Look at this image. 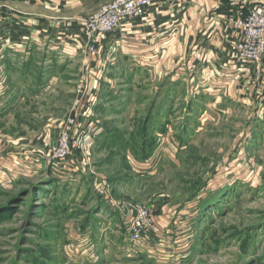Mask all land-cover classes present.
I'll return each instance as SVG.
<instances>
[{"label":"rangeland","instance_id":"1","mask_svg":"<svg viewBox=\"0 0 264 264\" xmlns=\"http://www.w3.org/2000/svg\"><path fill=\"white\" fill-rule=\"evenodd\" d=\"M29 44L0 70V264H264V54L254 105L212 115L194 52L190 68L183 55L156 71L106 42L101 72L52 34ZM73 118L91 132L67 175L51 156ZM137 207L159 232L131 242Z\"/></svg>","mask_w":264,"mask_h":264},{"label":"crops","instance_id":"2","mask_svg":"<svg viewBox=\"0 0 264 264\" xmlns=\"http://www.w3.org/2000/svg\"><path fill=\"white\" fill-rule=\"evenodd\" d=\"M105 1L6 0L7 11H4L6 16L4 20L9 22V27L5 23L0 24V35L6 34L7 30H17V28H11L12 24L22 23L27 26V34H32V41L38 45L40 44L38 39L45 38L44 32L48 31V33L56 35L55 27L60 26L61 30L66 31V34L74 32L78 20L84 18V15ZM252 2L253 0H157L161 12L157 16L156 25L160 26L157 32L151 33L149 28H143L140 33L130 36L125 48L123 47V53L131 54L133 59L139 58L149 65H153L152 70L158 71L162 65H171L176 57L183 55L186 56V58L184 57L185 61L190 57V61L187 62V67L190 68L189 65L193 61L194 55L191 52H194L195 58L201 56L202 63L205 64L203 72L206 75L202 77L204 79L201 83L205 90L210 88L209 94L212 96L202 100L203 109H210L212 115H218V112L227 113L231 105L234 107L238 105L242 108L245 104L251 107L254 105L256 96L252 94L254 87L248 86L247 79L253 77L254 67L247 66L238 69L233 65H226L227 54L220 50L221 42L225 40H220L219 36L216 40L210 39L206 33L207 29L213 25L211 22L215 20L212 16L220 19L219 21L225 26V20L232 15L233 11L235 12L243 6H250ZM178 9L180 10L177 11ZM214 29L220 31L219 26ZM169 32H173V35L168 38ZM113 42L108 44L109 47L114 44ZM225 45L227 46V42ZM17 50L6 46L1 55L4 59L6 52H9L10 57L15 56V53H24L22 48H19L18 52ZM13 52L15 53L12 54ZM154 57L155 59H152ZM149 59H152L151 62ZM176 71L183 73V67L180 66ZM209 75H212L211 79ZM196 101L198 102L199 99ZM223 105L226 108L225 112L221 110L224 108ZM106 248L109 249L107 246Z\"/></svg>","mask_w":264,"mask_h":264},{"label":"built area","instance_id":"3","mask_svg":"<svg viewBox=\"0 0 264 264\" xmlns=\"http://www.w3.org/2000/svg\"><path fill=\"white\" fill-rule=\"evenodd\" d=\"M240 9L233 11L234 13L232 12V15L227 17L224 22L225 26L219 21L220 19L212 16L215 20L211 22L213 25L207 29L206 35H209V38L213 40H216L218 36L220 40L224 39L225 41L221 42L220 50L227 54L225 64L243 69L247 66L255 67L264 54V0H258L250 9L244 11ZM160 14L157 0H106L99 5L98 10L94 13L80 18L74 32L66 34V31L61 30V27L58 26L55 27L57 33L53 37L57 40L63 53L83 49L85 57H88L92 61V65L97 66L96 68L102 72L107 65L115 64L113 53L97 56V53L99 54L103 49V44L106 42L110 44L114 41L116 46L113 44L114 48L109 47L110 50L113 52L116 49L123 51L128 38L140 33L143 28H149L151 33L157 32L160 26L156 25V21ZM5 18L4 8L0 5V24L5 23L9 27V22L4 20ZM218 26L219 32L214 29ZM26 27L22 23L12 24L11 28H17V30H7L6 34L0 35V70L3 68L1 52L6 46L12 50L22 48L23 52L29 49L32 34H27ZM65 27L68 28V26ZM44 33L45 38L38 39L39 42L51 36L48 31ZM225 42H227V46ZM83 83L85 91H79L81 98L76 112L83 117H88L83 114V111L89 112V108H93L96 99L94 93L97 90L92 88L91 81ZM94 84H96V80ZM78 119H70L69 124H65L63 128L65 130L60 133L51 156L52 167L59 173L69 175L79 166L76 157H84L83 146L89 139L91 127H83L78 123ZM76 153H79L78 156ZM102 186L101 182L98 188ZM127 216L130 217L131 242L140 241L144 237L143 234L146 233L148 235L158 234L159 230L150 223L149 214L145 208L137 207L128 211Z\"/></svg>","mask_w":264,"mask_h":264}]
</instances>
